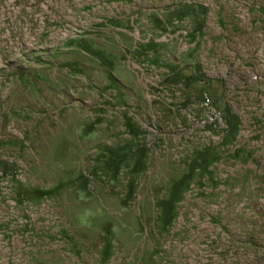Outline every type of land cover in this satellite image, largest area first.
Masks as SVG:
<instances>
[{"label":"rangeland","instance_id":"rangeland-1","mask_svg":"<svg viewBox=\"0 0 264 264\" xmlns=\"http://www.w3.org/2000/svg\"><path fill=\"white\" fill-rule=\"evenodd\" d=\"M0 264H264V0H0Z\"/></svg>","mask_w":264,"mask_h":264},{"label":"built area","instance_id":"built-area-1","mask_svg":"<svg viewBox=\"0 0 264 264\" xmlns=\"http://www.w3.org/2000/svg\"><path fill=\"white\" fill-rule=\"evenodd\" d=\"M204 105H205V106L210 105V100H209V99H206V100L204 101Z\"/></svg>","mask_w":264,"mask_h":264}]
</instances>
